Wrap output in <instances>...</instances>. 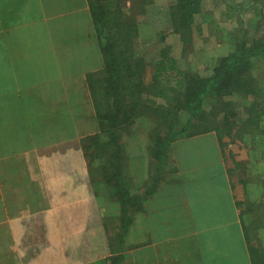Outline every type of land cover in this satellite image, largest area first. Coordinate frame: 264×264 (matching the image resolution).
Wrapping results in <instances>:
<instances>
[{
  "label": "crops",
  "instance_id": "0c3cea01",
  "mask_svg": "<svg viewBox=\"0 0 264 264\" xmlns=\"http://www.w3.org/2000/svg\"><path fill=\"white\" fill-rule=\"evenodd\" d=\"M89 2L0 0V264H251L214 133L172 145L129 190L128 217L103 186L95 196L82 147L97 132L87 76L102 69ZM111 229L126 230L121 252Z\"/></svg>",
  "mask_w": 264,
  "mask_h": 264
},
{
  "label": "trees",
  "instance_id": "16d2710c",
  "mask_svg": "<svg viewBox=\"0 0 264 264\" xmlns=\"http://www.w3.org/2000/svg\"><path fill=\"white\" fill-rule=\"evenodd\" d=\"M89 1L102 69L87 76L97 132L83 138L82 147L95 196L103 186L111 200L121 199L122 215L128 217L129 189L122 182L127 157L116 130L129 123L144 125L157 171L171 160L172 145L209 133L221 147L224 137L238 140L251 159L264 161V0H175L167 18L181 51L194 46L196 35L203 36L197 18L219 5H225L229 15L221 14L229 20L249 15L248 28L233 37L232 52L216 59L209 76L186 72L163 55L151 70V83L145 82V62L136 48L138 20L147 17L152 0H122V7L118 0ZM120 233L114 239L117 252L126 230ZM249 256L251 264H264V248L249 247ZM108 260L114 264L113 257L103 264Z\"/></svg>",
  "mask_w": 264,
  "mask_h": 264
},
{
  "label": "rangeland",
  "instance_id": "374dc122",
  "mask_svg": "<svg viewBox=\"0 0 264 264\" xmlns=\"http://www.w3.org/2000/svg\"><path fill=\"white\" fill-rule=\"evenodd\" d=\"M118 1L122 7V0ZM174 3L175 0H152L147 17L138 20L139 43L136 51L141 53L145 62L147 83H151V70L163 55L176 59L178 66L186 72H194L202 77L209 76L216 59L232 52L233 37L248 28L249 15L241 18L242 20H229L221 14L223 12V15H229L223 10L225 5H219L204 13L201 18L199 17L200 19L197 18V24L202 25L203 36L196 35L194 46L181 51L180 46L176 45L173 39V36L178 37V35L171 33V25L167 18L169 8ZM143 126L139 123L133 125L129 123L116 130L119 143L127 157L122 182L129 190H135L137 182L141 181L144 184L148 181L147 176L157 172V161L150 153V140L144 135ZM230 140L227 137L222 139V143H225V146L221 147L225 164L228 166L235 195L239 199L237 205L241 214L243 213L244 223L247 226L244 232L248 246L260 251L264 248V161L257 162V158L251 159L247 147L238 140H232V143ZM238 163L239 165L236 166ZM255 164H258L255 166L256 169L255 167L247 169V166ZM254 182L257 185H253ZM253 204L254 207L250 209ZM107 234L109 236L107 243L112 248L115 237L121 233L112 230Z\"/></svg>",
  "mask_w": 264,
  "mask_h": 264
}]
</instances>
